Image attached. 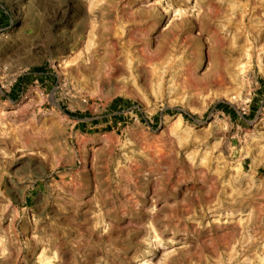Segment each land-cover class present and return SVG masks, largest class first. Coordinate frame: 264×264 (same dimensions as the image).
Segmentation results:
<instances>
[{"label":"rangeland","instance_id":"rangeland-1","mask_svg":"<svg viewBox=\"0 0 264 264\" xmlns=\"http://www.w3.org/2000/svg\"><path fill=\"white\" fill-rule=\"evenodd\" d=\"M251 1L0 0V264H264Z\"/></svg>","mask_w":264,"mask_h":264},{"label":"bare ground","instance_id":"bare-ground-1","mask_svg":"<svg viewBox=\"0 0 264 264\" xmlns=\"http://www.w3.org/2000/svg\"><path fill=\"white\" fill-rule=\"evenodd\" d=\"M251 2H252V1H251ZM253 3L256 4V5H257L258 3H260V4H264V0H253L252 4H253ZM254 4H253V5H254ZM255 7H256V6H255ZM257 7H258V6H257ZM252 9L254 10V8H252ZM256 10H257V9H256ZM254 14H255V13H254ZM245 17H246V16H245ZM123 39H124V38H123ZM123 39H122V40H123ZM129 40H130V39H129ZM120 41H121V40H120ZM131 41H132V40H131ZM129 42H130V41H129ZM115 44H116V43H115ZM124 45H125V44H124ZM116 46H117V45H116ZM146 46H147V45H146ZM148 46H149V45H148ZM114 47H115V46H114ZM130 49H131V48H130ZM116 51H117V50H116ZM116 51H115V52H116ZM148 51H149V50H148ZM148 51H147V52H148ZM128 53H129V52H128ZM130 55H131V54H130ZM153 55H154V54H153ZM153 55H151V56H153ZM131 56H132V55H131ZM148 57H149V56H148ZM150 58H151V57H150ZM153 58H154V57H153ZM148 59H149V58H148ZM149 61H150V60H149ZM151 248H152V247H151ZM152 251H153V250L150 249L149 254H151ZM0 261H1V262H2V261L4 262L5 260H4V259H0Z\"/></svg>","mask_w":264,"mask_h":264},{"label":"trees","instance_id":"trees-1","mask_svg":"<svg viewBox=\"0 0 264 264\" xmlns=\"http://www.w3.org/2000/svg\"><path fill=\"white\" fill-rule=\"evenodd\" d=\"M117 101H119V100H117ZM183 113L185 116H187V117L189 116V114L187 112H183Z\"/></svg>","mask_w":264,"mask_h":264}]
</instances>
